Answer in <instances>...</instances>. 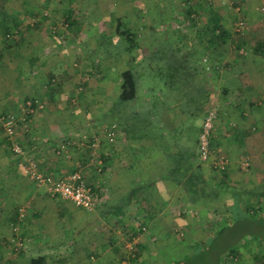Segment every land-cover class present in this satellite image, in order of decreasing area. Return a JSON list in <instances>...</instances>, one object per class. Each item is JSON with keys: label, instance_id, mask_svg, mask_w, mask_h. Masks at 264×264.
Here are the masks:
<instances>
[{"label": "crops", "instance_id": "0c3cea01", "mask_svg": "<svg viewBox=\"0 0 264 264\" xmlns=\"http://www.w3.org/2000/svg\"><path fill=\"white\" fill-rule=\"evenodd\" d=\"M235 7L239 8V13L251 28L234 30L236 16L225 5L220 9L231 40L213 47L201 48L191 44L189 48L177 50L185 54V58L191 55L199 62L194 71L186 68L191 87L198 88L199 94L205 96L207 109H217L211 145L228 158L225 175L220 177L224 183L220 188L227 194L230 191L259 190L264 183V56L251 51L257 41L264 40V0H236ZM235 42L244 45L245 53L235 48ZM160 48L140 47L141 60L151 69L153 77L160 76L157 72L167 65L154 62L151 56L160 53ZM57 80L62 82V79ZM65 86H61L54 101L48 102L50 110L46 114L34 116L38 120H34L32 130H35V135V128L44 131L43 143L36 141L34 136L35 142L25 146L33 155L41 153L37 161L44 172L59 177L80 171L85 182L98 192L99 209L86 211L61 198L64 205L54 206V200L59 198H53L44 187L37 186L23 174L21 159L9 157L0 146V264H32L34 261L40 264H115L118 260L122 264L201 262L203 245L210 241L211 232L220 223L221 215L229 211L231 200L225 194L220 199L201 198L190 202L182 187L166 178L174 166L172 158L176 153L185 150L197 152L200 126L188 137L167 138V132H164L165 126H169L167 123H179L176 120L181 115L180 111L177 112L179 103L164 112L163 109L152 108L155 91L150 85L142 90L140 105L134 110L120 105L108 113L107 109L102 112L103 106L98 105L92 119L85 122L81 116H76L68 122L69 119L56 113L62 109L61 102L69 103L68 98L73 93L72 88L65 89ZM181 87L186 91L190 89V85ZM156 96L163 95L159 91ZM2 97L0 110L5 109L6 101ZM100 100L101 97L98 98ZM170 111L173 112L168 113ZM76 113L71 114L74 116ZM133 117L140 119L141 131L131 136ZM112 123L119 128L115 141L109 143L102 130ZM81 129L91 131L84 134L98 137V144L91 147L84 143L71 155L67 154L66 148L65 152L52 158L50 150L53 145L72 134L78 135ZM244 166L249 170L243 171ZM201 167L211 181L213 172L206 165ZM133 187H138L136 199L152 202L155 211L152 218L136 221L125 217L117 222L113 216L107 219L100 216V210L120 203ZM16 208L22 219L18 226L22 247L17 252L12 249L10 226ZM90 214L96 222L85 221ZM60 216L65 221H60ZM137 222H142L141 232L127 240V231L136 230ZM102 230H106L108 235H104ZM130 244L137 249L134 259L128 248ZM240 253L242 258L250 259L242 247ZM241 259L238 264H243Z\"/></svg>", "mask_w": 264, "mask_h": 264}, {"label": "rangeland", "instance_id": "374dc122", "mask_svg": "<svg viewBox=\"0 0 264 264\" xmlns=\"http://www.w3.org/2000/svg\"><path fill=\"white\" fill-rule=\"evenodd\" d=\"M208 2L214 3L219 9L230 3L236 4V0L225 2L208 0ZM5 6L14 14L19 25L9 38V47L4 46L0 41V90L3 93L0 96L3 95L6 101L3 106L5 109L0 110V115L6 112L16 116L14 141L21 145L22 149L23 145L25 147L31 141L35 142V137L36 141L43 143L44 131L35 128L37 130L35 135L32 127L38 120L35 119V115L46 114L50 110L47 98L41 97L46 89V74L49 71L56 74L57 79H62L60 83L63 87L68 85L65 89H73L71 101L61 102L62 109L56 112L57 115L69 119L68 122L76 116H81L85 122L92 119L98 105L103 106L102 112L105 109L108 113L113 111L114 107L110 105V101L115 99L117 74L126 68L134 69L131 57L136 55V49L131 50L132 52L124 51L125 42L111 34L117 20L130 31L135 32L141 48L148 45L159 46L163 51L176 52L178 48L183 50L189 48L191 44L198 45L196 29L182 16L181 0H5ZM231 9L229 12L243 19L240 13H236L234 8ZM66 10L71 14L67 19L64 15ZM243 21L245 24L243 29L251 28L245 19ZM106 52L109 54L106 55ZM187 56L185 58V54L175 53L176 60L172 59L168 62L167 68L171 67L169 73L166 75L164 71L162 76L155 77L151 69L144 65L145 62H142L144 60L140 59L141 65L137 67L139 75L136 82L138 98L120 104L123 108L136 109L140 105L139 96L141 97L142 90L149 85L154 88L153 92L155 91L152 94L154 101H160L162 97L156 95L161 91L163 96L167 95L168 103L174 102V105L179 103L177 112L180 111L181 115L176 119L179 123H167L169 126H165L164 129L167 138L177 139L178 136L193 135V131L201 126L207 112L205 96L199 94L198 88L191 87L192 81L186 71V68L194 71V68H198L199 62L191 55ZM29 57H36L32 67L28 64ZM152 58L154 62H165L158 60L156 56ZM106 66H110V70L106 71ZM93 68L96 70V81L87 78V72ZM170 74L172 76L168 77ZM74 78H79L78 81H83L85 86H77ZM181 85L184 87L190 85V89L186 91ZM26 97L34 98L37 105H42L40 108H35L30 119H26V109L23 106ZM99 97L102 100L98 101ZM168 107L173 105L169 104ZM74 112L77 113L72 116ZM171 112L173 111L168 113ZM39 120L41 121L42 117ZM139 120L138 117L132 118L134 124L130 131L131 136L140 133ZM89 132L81 129L78 135L72 134L67 138L68 155H71L72 151H77L76 147L85 145L83 136L84 133ZM8 141L4 132L0 134V146L4 147L5 154L15 158ZM50 151L52 158L60 154H53V149ZM20 164L23 174L27 175L22 161ZM244 167L243 171L249 170V167ZM53 205L62 207L64 203L59 198L54 200ZM61 218L62 216L60 221H65V218ZM85 221L96 222L92 214L88 215ZM102 232L108 235L106 230ZM243 252L246 254L247 250L243 248ZM243 261L247 262L248 259Z\"/></svg>", "mask_w": 264, "mask_h": 264}, {"label": "trees", "instance_id": "16d2710c", "mask_svg": "<svg viewBox=\"0 0 264 264\" xmlns=\"http://www.w3.org/2000/svg\"><path fill=\"white\" fill-rule=\"evenodd\" d=\"M181 2L183 9L182 16L184 20L196 29V35L198 38L197 46L201 48L211 46L213 47L226 44L229 40H231V34L223 24V12L214 3H210L208 2V0H181ZM235 5L236 4L233 3L231 6L226 5V7H228L229 9H233ZM64 15L66 19L69 16L71 17L70 12H68L67 10ZM69 24L71 25V22H69ZM18 25L19 21L16 19V17H14V14H12L5 6V0H0V41L4 46L9 47V38L13 34V30L16 29ZM111 34L125 42L124 51L132 52L131 50L136 49V55L131 57V60L134 62L132 66L134 67V69L126 68L124 70H120L117 74L118 85L115 91V99L112 100L113 107L117 108L122 103L138 98L136 82L137 75H139V73L137 67L141 65L140 57L142 56V53L140 51V46L138 45V42L136 40L135 32L130 31L121 22H119V20H117L115 29L113 32H111ZM105 35L110 36L109 34ZM234 46L236 49L244 48V45L239 42H235ZM251 51L253 54L264 56V40L257 41ZM175 53H178V51L170 52L168 50H162L160 53L151 54V56H156L158 60H164V63L167 64L164 68L159 69L157 74L161 75L164 71L166 72V75L169 73L171 67L167 68L168 62L172 59L176 60ZM105 54L108 55L109 52H106ZM34 62H36V57L28 58L29 66L32 67ZM105 70H110V66H106ZM95 71L96 70L94 68L93 70H89L87 72V78L96 81L97 78L95 77ZM171 76L172 74L168 75V77ZM46 77V89L41 97H45L47 98L48 102H52L55 100V96L58 95V92L62 88V85H60L61 83L57 80V75L52 71H49L46 74ZM74 79V83L77 86H85V83L83 81H78L79 78ZM71 98H73V93L68 98L69 102L71 101ZM27 101H30V106L26 105ZM168 101L169 100L167 95H164L158 102L152 100L151 107L159 110L163 109L162 112L170 110L173 107H168V105H173L174 102L168 103ZM23 106L25 109H28V107L35 109L36 100L31 97H26L23 101ZM2 114L7 115L6 112ZM32 115L33 112H27L26 119H30ZM110 125H115V130L116 132H118L119 127L116 123H112ZM0 132L3 133V128L1 125ZM85 135L88 136V141H91V139L93 138V136H90L89 134ZM172 139L176 138L173 137ZM62 142L66 143L67 139L61 140L60 142L56 143V145H53V154H58L57 151L59 150V144ZM47 143H50V141ZM8 144L11 146L10 140L8 141ZM29 144L30 143L26 145ZM196 148L197 151V140ZM211 149L214 153H219L218 151L214 150L212 145ZM22 151L23 155L32 156V152H30L31 150L26 146L24 147V145ZM38 154L32 156L34 160H36L37 156H39ZM23 155H14V157L22 159ZM172 159L174 161V166H172V168L167 172L166 178L180 185L186 192L187 200H189L190 202L201 200V198H208L210 200H214L217 198L220 199L222 198V196H225V194H227L226 191L224 193V191H222V189L220 188L224 184L221 182L220 177H224L225 170L216 171L212 167V165L202 163L198 158V152L194 153L193 151L189 152L188 150H185L182 153H176ZM102 162L103 161H101V163ZM202 165H206V167L213 172L214 176L211 181L205 176L201 167ZM89 186L98 194V192L94 190L91 185ZM263 187L264 183H262V187L259 190L256 189L254 191H230V194H227V196H229L228 198L231 200L229 211L226 214L221 215L222 219L218 220L220 221V223L211 232L212 234L210 236V241L203 245V249L200 252L203 255V260L201 262H198V264H238L237 261L242 258L240 253L241 247L247 250V253H249L250 256V259H248L247 262L243 261L245 258L241 259L243 261V264H264ZM137 190L138 187L131 188L126 196L121 199L120 203L110 206V209H106L104 211L100 210V216L104 219L113 216L115 217V219H117V222L121 219H124L125 217H132L136 221H139L141 219L143 220L144 218H152L155 215L152 202L143 198L136 199L135 193L137 192ZM221 191L224 193L223 195L220 193ZM243 194L248 196L241 198L240 196ZM53 198L58 197L55 196ZM98 207L99 206L97 205L96 208L99 209ZM21 223L22 219L20 218V215L18 213V208H16L10 224L12 237L16 236L17 234L22 238V234L18 230V226L21 225ZM141 223L142 222H137L138 227L136 230L127 231V240H132L133 237L137 236L141 232ZM136 250L137 249L134 248V245H132L131 258L133 259L136 257ZM124 258L125 257H123L121 260H123ZM32 264H40V262L34 261V263ZM115 264L122 263L118 260L117 262H115Z\"/></svg>", "mask_w": 264, "mask_h": 264}, {"label": "built area", "instance_id": "2783aa9c", "mask_svg": "<svg viewBox=\"0 0 264 264\" xmlns=\"http://www.w3.org/2000/svg\"><path fill=\"white\" fill-rule=\"evenodd\" d=\"M226 1V0H221ZM228 1V0H227ZM232 5V3H230ZM236 13L239 14V8L233 7ZM245 27L244 21L240 16H236L234 30L241 31ZM241 53H245L243 49L240 50ZM27 106H30V101L26 102ZM42 107V105H37L36 108ZM35 109H26L27 112H34ZM217 118V109L215 107H210L206 114L204 115L202 124L200 126L197 135V147H198V158L204 164L212 165L216 171H223L228 163V158L223 153H214L211 149V137L214 129V122ZM16 116L13 114H1L0 115V125L3 128V132L7 139L11 141V151L13 155H23L22 147L14 141V130L16 127ZM102 135L105 139L112 143L115 141L117 132L115 130V125H109L104 127L102 130ZM84 143H88L91 147L98 144V137H94L91 141H88V136H83ZM68 141L66 143L59 144V150L57 153L65 152ZM23 163V168L28 178L35 182L37 186L44 187L45 191L52 197H58L63 200L70 201L76 207L84 209L86 211L95 210L99 203L98 194L91 189V187L85 182L80 171L76 170L68 173L64 176H53L48 173H44L38 167V163L32 156H22L21 159ZM12 249L17 252L22 247V238L17 234L12 238ZM132 249V244L128 246Z\"/></svg>", "mask_w": 264, "mask_h": 264}]
</instances>
